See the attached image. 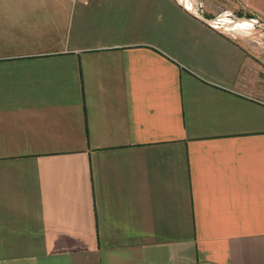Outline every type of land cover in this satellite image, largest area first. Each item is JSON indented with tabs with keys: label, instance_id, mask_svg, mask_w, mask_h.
Returning <instances> with one entry per match:
<instances>
[{
	"label": "crops",
	"instance_id": "crops-1",
	"mask_svg": "<svg viewBox=\"0 0 264 264\" xmlns=\"http://www.w3.org/2000/svg\"><path fill=\"white\" fill-rule=\"evenodd\" d=\"M219 29L0 0V264H264V60Z\"/></svg>",
	"mask_w": 264,
	"mask_h": 264
},
{
	"label": "rangeland",
	"instance_id": "rangeland-1",
	"mask_svg": "<svg viewBox=\"0 0 264 264\" xmlns=\"http://www.w3.org/2000/svg\"><path fill=\"white\" fill-rule=\"evenodd\" d=\"M223 5L224 3L221 0H192L190 6L193 11L205 15L207 20L221 15L220 18L231 21V18L225 17L228 15V13H223ZM205 9L209 10L210 12H205ZM213 26L220 28L219 30L221 31L224 30L223 32L227 35L235 36V38L240 39L242 42H244L246 48H248L252 53L261 54L260 58L264 60V30L256 26H247L244 30H242L241 34H234V32L229 27L218 23Z\"/></svg>",
	"mask_w": 264,
	"mask_h": 264
},
{
	"label": "water",
	"instance_id": "water-1",
	"mask_svg": "<svg viewBox=\"0 0 264 264\" xmlns=\"http://www.w3.org/2000/svg\"><path fill=\"white\" fill-rule=\"evenodd\" d=\"M177 4L182 8L184 9L190 16H192L193 18H195L196 20L198 21H201L203 22L204 24H211V22H213L214 20L220 18L221 15L217 16L216 18H213V19H205L201 14L193 11V9L190 7H186L185 6V3L184 1H179V0H176ZM226 18H231L234 22H248L251 27L252 26H256L258 28H261L262 30H264V24L258 22L257 20L255 19H246V18H237L235 17L234 15H227L225 16Z\"/></svg>",
	"mask_w": 264,
	"mask_h": 264
},
{
	"label": "bare ground",
	"instance_id": "bare-ground-1",
	"mask_svg": "<svg viewBox=\"0 0 264 264\" xmlns=\"http://www.w3.org/2000/svg\"><path fill=\"white\" fill-rule=\"evenodd\" d=\"M180 1H184L185 6L190 7L192 0H180ZM193 5V4H192ZM221 24L223 26L229 27L234 34H241L242 30L245 29V27H250L251 25L247 22H234V21H228L225 20L223 18H218L216 20H214L213 22H211V25H216V24Z\"/></svg>",
	"mask_w": 264,
	"mask_h": 264
}]
</instances>
